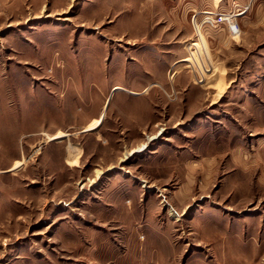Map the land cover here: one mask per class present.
I'll list each match as a JSON object with an SVG mask.
<instances>
[{
    "label": "rangeland",
    "instance_id": "obj_1",
    "mask_svg": "<svg viewBox=\"0 0 264 264\" xmlns=\"http://www.w3.org/2000/svg\"><path fill=\"white\" fill-rule=\"evenodd\" d=\"M0 264H264V0H0Z\"/></svg>",
    "mask_w": 264,
    "mask_h": 264
},
{
    "label": "crops",
    "instance_id": "obj_2",
    "mask_svg": "<svg viewBox=\"0 0 264 264\" xmlns=\"http://www.w3.org/2000/svg\"><path fill=\"white\" fill-rule=\"evenodd\" d=\"M216 7H218V6H215L214 8L215 9H213V10H211V11H202L201 13L202 14H209L210 12L212 13L211 15H213V14H219L218 13V11L219 10H217V8ZM202 9H204V8H202ZM220 12V11H219ZM229 17L228 18H232L234 21H235V27H238L239 28V23H238V21H237V18L236 17H234L233 15H228ZM226 20V19H225ZM204 23V22H203ZM219 23V22H218ZM218 26V25H217ZM226 26L227 27H229V29L231 28L230 27V23H229V21H226ZM136 93V92H135ZM133 94V93H132ZM136 95V94H135ZM64 126V125H63ZM64 127H66V126H64ZM1 129L4 131V133H5V131H7L8 129H9V127L7 126V125H5V124H3V127L1 126ZM59 129H61L62 130V128H59ZM2 131V132H3ZM52 144H55L56 146L54 147V149H52L51 151H49V152H46L45 153V149L47 148V147H50ZM45 148L43 149V152L41 153V156L42 155H45V156H50V159H51V161L54 159V160H56V161H58L59 159H61L62 161H63V158H62V156H64V153L61 155L60 153H58L59 152V150L61 149V146L59 145V144H56L55 142H50L48 145L46 144L45 146H44ZM60 147V149H58ZM55 156V157H54Z\"/></svg>",
    "mask_w": 264,
    "mask_h": 264
},
{
    "label": "built area",
    "instance_id": "obj_3",
    "mask_svg": "<svg viewBox=\"0 0 264 264\" xmlns=\"http://www.w3.org/2000/svg\"><path fill=\"white\" fill-rule=\"evenodd\" d=\"M198 12H194V14H193V25H194V28H195V30H196V32H197V23H198V21H197V16H198V14H197ZM207 14V13H206ZM197 76H199L198 75V72H197V74H196Z\"/></svg>",
    "mask_w": 264,
    "mask_h": 264
},
{
    "label": "bare ground",
    "instance_id": "obj_4",
    "mask_svg": "<svg viewBox=\"0 0 264 264\" xmlns=\"http://www.w3.org/2000/svg\"><path fill=\"white\" fill-rule=\"evenodd\" d=\"M144 147V145L143 146H141L140 148L142 149ZM172 215H173V213H172Z\"/></svg>",
    "mask_w": 264,
    "mask_h": 264
}]
</instances>
